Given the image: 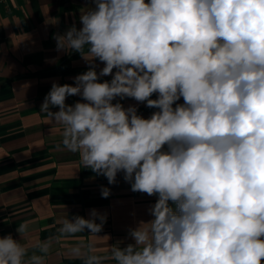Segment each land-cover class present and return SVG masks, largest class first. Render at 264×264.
Here are the masks:
<instances>
[{
  "label": "clouds",
  "instance_id": "9594fccd",
  "mask_svg": "<svg viewBox=\"0 0 264 264\" xmlns=\"http://www.w3.org/2000/svg\"><path fill=\"white\" fill-rule=\"evenodd\" d=\"M91 3L81 27L54 36L58 52L89 67L73 84L53 82L40 112L62 126L58 151L78 154L109 185L123 173L132 192L157 199L152 219L129 228L133 243L117 241L108 256L76 245L72 255L84 264H264V0ZM72 96L80 99L66 103ZM125 98L156 111L145 118ZM106 222L92 209L67 215L59 233L98 236ZM28 227H17L20 237ZM35 247L48 254L52 240ZM0 264L45 256L9 234Z\"/></svg>",
  "mask_w": 264,
  "mask_h": 264
},
{
  "label": "crops",
  "instance_id": "0c3cea01",
  "mask_svg": "<svg viewBox=\"0 0 264 264\" xmlns=\"http://www.w3.org/2000/svg\"><path fill=\"white\" fill-rule=\"evenodd\" d=\"M91 6V0H0V237L11 234L29 248V256L44 255L45 264H84L71 253L76 245L85 254L91 246L96 254L108 256L117 241L124 242L122 247L133 243L129 228L152 219L148 209L157 199L132 192L123 173L109 185L104 176L83 168L78 154L58 151L62 126L40 112L53 82L73 84L89 67L78 53L58 52L54 36L73 24L81 27L80 15ZM95 63L99 72L104 65ZM79 99L68 97L66 103ZM119 102L125 108L135 105L145 118L156 111L131 98ZM101 186L110 188L108 198H102ZM92 209L107 214L99 237L87 231L59 233L67 215L88 218ZM24 222L29 227L20 237L16 229ZM49 239L50 252L40 253L35 246Z\"/></svg>",
  "mask_w": 264,
  "mask_h": 264
},
{
  "label": "trees",
  "instance_id": "16d2710c",
  "mask_svg": "<svg viewBox=\"0 0 264 264\" xmlns=\"http://www.w3.org/2000/svg\"><path fill=\"white\" fill-rule=\"evenodd\" d=\"M173 207H175V206L173 205Z\"/></svg>",
  "mask_w": 264,
  "mask_h": 264
}]
</instances>
